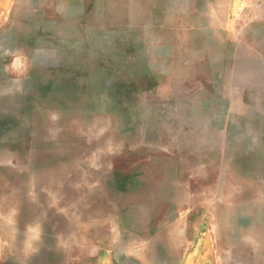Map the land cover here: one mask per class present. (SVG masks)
Wrapping results in <instances>:
<instances>
[{"label": "rangeland", "instance_id": "374dc122", "mask_svg": "<svg viewBox=\"0 0 264 264\" xmlns=\"http://www.w3.org/2000/svg\"><path fill=\"white\" fill-rule=\"evenodd\" d=\"M49 1L0 22V264H264L253 0Z\"/></svg>", "mask_w": 264, "mask_h": 264}, {"label": "crops", "instance_id": "0c3cea01", "mask_svg": "<svg viewBox=\"0 0 264 264\" xmlns=\"http://www.w3.org/2000/svg\"><path fill=\"white\" fill-rule=\"evenodd\" d=\"M21 0H0V22L2 19V22L4 24L5 19L10 16V17H15V15H9V11H15L14 9L9 10L10 9V3L12 2H20ZM70 0H50L47 5H45L42 9L43 11V16L47 19V20H62L67 16V10L65 9L66 5L69 3ZM206 3H208L209 8H207L206 10V21L208 18L211 19V21L213 20V9H214V5L216 6L217 11H219V2H222V8L224 9V11H226L225 13V23H229V20L231 19V12H234L236 10V6H237V1H240L242 4V8L245 9L246 8V4L248 3V0H205ZM253 3H255V10L258 12V14L260 13V17H259V21L260 23L264 24V0H253ZM190 8V7H189ZM193 10V12L195 14H197V9H199L198 4L195 8V6L193 5L191 7ZM209 11V12H208ZM216 18H218V15L216 14ZM194 25V26H193ZM192 25V29L191 31H185L183 33V39H186V43L189 44L191 43V46H194L195 40H196V34H194V32L196 31V27L197 26V22L193 23ZM212 26V25H210ZM188 30V29H187ZM186 35L188 37H186ZM188 38H191V40H187Z\"/></svg>", "mask_w": 264, "mask_h": 264}, {"label": "bare ground", "instance_id": "6f19581e", "mask_svg": "<svg viewBox=\"0 0 264 264\" xmlns=\"http://www.w3.org/2000/svg\"><path fill=\"white\" fill-rule=\"evenodd\" d=\"M173 170V169H172ZM187 193V192H186ZM1 199V198H0ZM27 208V207H26ZM125 211V210H124ZM228 212V211H227ZM40 217V216H39ZM223 217V216H222ZM251 217V216H250ZM246 219V218H245ZM228 235V234H227ZM242 240V239H241Z\"/></svg>", "mask_w": 264, "mask_h": 264}]
</instances>
